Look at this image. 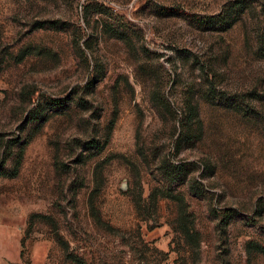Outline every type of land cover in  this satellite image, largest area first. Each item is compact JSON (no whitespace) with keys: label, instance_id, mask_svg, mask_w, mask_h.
Masks as SVG:
<instances>
[{"label":"rangeland","instance_id":"obj_1","mask_svg":"<svg viewBox=\"0 0 264 264\" xmlns=\"http://www.w3.org/2000/svg\"><path fill=\"white\" fill-rule=\"evenodd\" d=\"M72 257L264 264V0H0V264Z\"/></svg>","mask_w":264,"mask_h":264},{"label":"trees","instance_id":"obj_2","mask_svg":"<svg viewBox=\"0 0 264 264\" xmlns=\"http://www.w3.org/2000/svg\"><path fill=\"white\" fill-rule=\"evenodd\" d=\"M232 16L230 15L229 18H231ZM211 20H214V18ZM51 106H48L51 109H58V108H63L65 104L62 103V101H53L50 104ZM46 109H48L46 106H42V105H38V107L35 109V115L39 112V113H45ZM162 170L165 173H168V175L171 176H175L173 179H176V176L181 175V170L179 169V167L176 166H172L169 165L168 163L164 162L162 164ZM177 170V171H175ZM71 262H73L74 264H84V262L82 261V259L77 258V257H72L71 258Z\"/></svg>","mask_w":264,"mask_h":264}]
</instances>
